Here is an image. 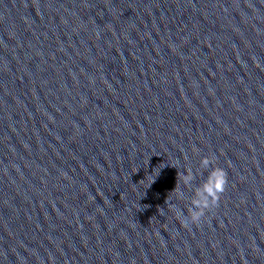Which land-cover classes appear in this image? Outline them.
<instances>
[{"label":"water","instance_id":"water-1","mask_svg":"<svg viewBox=\"0 0 264 264\" xmlns=\"http://www.w3.org/2000/svg\"><path fill=\"white\" fill-rule=\"evenodd\" d=\"M0 264H264V0H0Z\"/></svg>","mask_w":264,"mask_h":264},{"label":"clouds","instance_id":"clouds-1","mask_svg":"<svg viewBox=\"0 0 264 264\" xmlns=\"http://www.w3.org/2000/svg\"><path fill=\"white\" fill-rule=\"evenodd\" d=\"M202 164L207 168L209 165L213 166L215 160L212 157H204ZM178 175L181 176L185 184H188L193 179L190 172L186 175L181 173H178ZM227 183L228 174L226 170L219 166L211 167L208 179L204 182L202 188L197 191V198L192 201L193 207L188 209L193 223L200 221L201 217L205 215L206 209L218 204L222 193L226 190ZM178 197L182 198V193H178Z\"/></svg>","mask_w":264,"mask_h":264}]
</instances>
